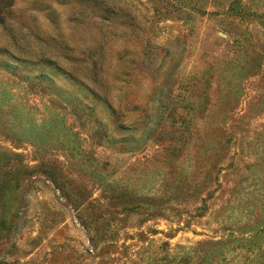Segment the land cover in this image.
Instances as JSON below:
<instances>
[{"label": "rangeland", "instance_id": "rangeland-1", "mask_svg": "<svg viewBox=\"0 0 264 264\" xmlns=\"http://www.w3.org/2000/svg\"><path fill=\"white\" fill-rule=\"evenodd\" d=\"M0 18V264H264V0Z\"/></svg>", "mask_w": 264, "mask_h": 264}, {"label": "trees", "instance_id": "trees-1", "mask_svg": "<svg viewBox=\"0 0 264 264\" xmlns=\"http://www.w3.org/2000/svg\"><path fill=\"white\" fill-rule=\"evenodd\" d=\"M1 22H2V19L0 18V24H1Z\"/></svg>", "mask_w": 264, "mask_h": 264}]
</instances>
